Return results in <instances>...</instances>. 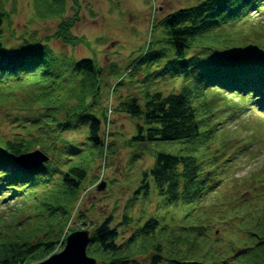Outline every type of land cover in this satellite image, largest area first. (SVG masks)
<instances>
[{
    "label": "trees",
    "instance_id": "16d2710c",
    "mask_svg": "<svg viewBox=\"0 0 264 264\" xmlns=\"http://www.w3.org/2000/svg\"><path fill=\"white\" fill-rule=\"evenodd\" d=\"M70 1L69 7V0H34L36 16L57 18V27L44 36L25 31L12 47L5 33L11 11L0 0V113L10 125L4 130L0 122V206H27H16L7 219L0 215V264H31L58 251L81 227L71 226L74 218L94 227L87 253L99 264H264V164L222 191L221 168L232 161L230 129L213 98L233 91L264 109V0H204L158 22L162 37L146 52L156 56L147 66L153 88L113 94L112 112L140 121L132 140L200 139L205 148L200 158L158 153L150 172L171 208L145 218L125 212L117 225L113 212L96 223L86 209L77 210L104 155L111 93L104 95L94 59L77 60L51 44H90L74 33L82 0ZM169 55L161 69L152 67ZM159 79L180 80L181 92L158 88ZM79 130L83 141L73 136ZM36 148L49 161L29 169L14 159ZM132 223L137 227L124 237L122 228Z\"/></svg>",
    "mask_w": 264,
    "mask_h": 264
},
{
    "label": "rangeland",
    "instance_id": "374dc122",
    "mask_svg": "<svg viewBox=\"0 0 264 264\" xmlns=\"http://www.w3.org/2000/svg\"><path fill=\"white\" fill-rule=\"evenodd\" d=\"M203 1L82 0V20L74 28V33L84 36L90 44L72 47L59 40H52L51 44L58 53L73 55L77 60L94 59L102 72L104 95L114 92L115 95L118 93L126 96L130 93L129 95L138 96V90L145 91L149 87L153 88L152 85L155 84L148 76L150 69L147 68L155 60V53L151 52L146 56L143 54L148 41L162 37L163 33L158 22L173 11L198 5ZM2 2L6 9L11 11L10 26L8 22L5 23L8 46L15 47L20 42L18 37L25 31L35 30L39 36H44L52 34L57 27L59 21L57 18L43 20L36 16L34 0H2ZM71 4L69 0L68 6L70 7ZM70 14L69 9L67 15ZM170 57V55L166 56L154 66V69H161ZM159 81L156 86L160 89L173 88L177 89V92L182 90L179 86L180 80L172 84L170 79H159ZM110 97L105 102H108ZM213 98L216 100L215 105L220 103L219 108L224 111V118H227L226 126L230 129L229 142L235 147L233 152L237 151L236 157L239 156L240 160V162L237 160L236 166L223 180L222 191L225 192L230 188L232 181L237 182L234 180L235 177H241L264 164V113L258 108L259 102L254 100L253 103L250 102L246 95L223 93V95H214ZM0 122H3L4 130L10 129L3 113H0ZM139 122L126 114L115 113L111 127L112 134L110 133L109 136L112 137L114 150L109 149L105 170L107 185L99 190L93 181L95 180L93 175L98 176L104 167V156H100L82 188L80 197L82 195L83 197L78 209H86L90 219L96 223L111 212L115 215L116 225L122 220L125 212H129L135 218L164 215L172 205L165 196L158 194L156 182L150 172L156 155L164 152L177 156L195 155L200 158L204 152L200 146V139L132 140V137L138 134ZM73 136L81 141L85 138L81 130L75 132ZM146 183L148 188L145 186ZM16 206L23 211L27 210V206L21 201L18 203L10 201L0 206V215H4L2 218L7 219L12 216ZM71 226H81L80 229L89 228L91 231L94 229L89 224L88 227L83 226L75 218ZM136 227L135 223H132L122 228L125 229L123 236L127 237ZM57 247L60 249L59 245Z\"/></svg>",
    "mask_w": 264,
    "mask_h": 264
},
{
    "label": "water",
    "instance_id": "95a60500",
    "mask_svg": "<svg viewBox=\"0 0 264 264\" xmlns=\"http://www.w3.org/2000/svg\"><path fill=\"white\" fill-rule=\"evenodd\" d=\"M16 161L27 168H35L48 160V156L37 149L15 157ZM104 183L99 189L104 188ZM90 240V230L81 229L71 232L66 237L64 248L35 264H97V259L87 254V245Z\"/></svg>",
    "mask_w": 264,
    "mask_h": 264
}]
</instances>
